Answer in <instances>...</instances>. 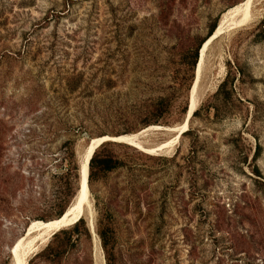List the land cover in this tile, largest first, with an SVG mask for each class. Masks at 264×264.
Instances as JSON below:
<instances>
[{"label": "rangeland", "instance_id": "rangeland-1", "mask_svg": "<svg viewBox=\"0 0 264 264\" xmlns=\"http://www.w3.org/2000/svg\"><path fill=\"white\" fill-rule=\"evenodd\" d=\"M244 1L0 0V264H13L33 222L57 218L70 146L80 162L91 139L139 132L161 97L170 111L150 126L183 124L185 62ZM256 3L253 20L202 44L210 40L190 131L158 154L100 147L88 181L93 229L85 207L38 251L51 242L66 248L62 258L36 253L27 264H107L97 233L106 226L111 264H264V0ZM227 74L224 100L216 93ZM105 157L118 166L103 171Z\"/></svg>", "mask_w": 264, "mask_h": 264}, {"label": "bare ground", "instance_id": "bare-ground-1", "mask_svg": "<svg viewBox=\"0 0 264 264\" xmlns=\"http://www.w3.org/2000/svg\"><path fill=\"white\" fill-rule=\"evenodd\" d=\"M258 0H245L244 2L229 9L224 16L221 18L218 27L216 28L211 39L216 38L222 34L226 29L234 28L245 25L253 20L255 16V5ZM260 4V3H259ZM258 5V4H257ZM258 12V11H257ZM258 15V14H257ZM210 41V40H209ZM204 45L200 52V58L195 70V83L191 91L190 107L193 112L197 108V97L196 92L198 88V82L200 73L204 61L206 46ZM201 100V99H200ZM188 129V124L185 121L178 127L170 128L165 126H149L143 128L139 132L123 134L117 136L119 140H125L129 145L136 147L139 150L150 154H158L159 152L167 151L173 148L180 135H182ZM171 132L175 131L176 136L174 138H167L161 142H154V138L151 139L155 132ZM149 132H152L149 134ZM107 137V136H104ZM153 140V141H152ZM100 142L99 138H93L90 140L80 159V168L83 165L84 168V181L81 190L78 191L76 201L68 208V210L59 218L48 220L46 222H33L29 228L28 233L24 237H21L13 251V264H27L28 259L36 254L42 246H44L50 237L63 227L70 225L79 216L85 214V207L89 210L88 206L90 201L88 199L89 189L86 181V154L89 150L94 148ZM166 153V152H165ZM81 179V178H80ZM80 189V187H79ZM91 209V208H90ZM90 211V210H89ZM92 211V210H91ZM89 214L90 226L93 229V216ZM104 263V262H103Z\"/></svg>", "mask_w": 264, "mask_h": 264}, {"label": "trees", "instance_id": "trees-1", "mask_svg": "<svg viewBox=\"0 0 264 264\" xmlns=\"http://www.w3.org/2000/svg\"><path fill=\"white\" fill-rule=\"evenodd\" d=\"M264 23V18L261 21V24ZM217 28V24H215L211 30L208 33V37L212 36L213 33L215 32ZM207 38L197 46V48L195 49V51L192 53V57L190 58V60L186 61L185 63L188 66L187 69V76H186V101L185 104L182 108V112L184 114V116L186 117L187 115V111H188V107L190 104V100H189V96H190V90L191 87L193 85V82L195 80V69L196 66L198 64V60H199V54H200V48L202 46V44L207 40ZM230 78H229V74L226 75L225 79L221 82L216 95L217 96H223V99L226 100L228 97L231 96V91L228 89V85L230 83ZM170 100L165 98V97H161L157 100H155L152 104H150V109H152L153 113L152 115H149L144 122V127L150 126V125H163L165 123L164 118L166 117V115L169 113L170 111ZM198 110L196 109L193 113L194 115H197ZM219 114L218 109H217V115ZM184 117V118H185ZM166 126V125H165ZM143 127V128H144ZM142 129V128H141ZM190 131V129H188L185 133H188ZM184 133V134H185ZM111 143H120L124 146H128L129 144L126 143H122V142H113V141H106L103 142L95 151L91 162H90V173H89V181H91L94 178V169L97 166L98 162H97V154H98V149L100 147L106 146L108 144ZM67 144H70L67 142ZM69 155L71 157V163L70 166L68 168V172L67 173H63L62 176L60 177L61 180H64V183L62 185V188L60 190V194L58 196V209L56 211V214L54 217L52 218H58L60 216H62L66 210L68 209L69 205L74 201L75 197L77 196V193L79 191V187H80V162L77 159V155H76V151L75 149L70 146L69 147ZM101 162V168L103 171H110L114 168H116L118 166V161L114 160L112 157H105L104 159L100 160ZM50 218V219H52ZM49 220V219H46ZM80 225H84L85 226V222H84V218H81L77 223H75L74 225H72L73 227L71 228L72 232H75ZM64 230H60L58 232H56L52 237H57L58 233L62 232ZM89 233V231H88ZM97 233L101 239V243H102V247L103 250L105 252V256H106V261L107 264H111L112 261V252L110 250V239L113 237V229L110 226H106V227H99L97 230ZM49 252L53 255V257L60 259L62 258V256L64 255V253L66 252V248H54V245L50 242L45 249L41 250L40 252H37V255L42 254V253H46ZM29 263V262H28Z\"/></svg>", "mask_w": 264, "mask_h": 264}, {"label": "water", "instance_id": "water-1", "mask_svg": "<svg viewBox=\"0 0 264 264\" xmlns=\"http://www.w3.org/2000/svg\"><path fill=\"white\" fill-rule=\"evenodd\" d=\"M203 48V47H202ZM201 52V51H200ZM186 122L187 124H189L190 126V119L192 118L193 116V112L191 111V107H190V104H189V107H188V111H187V115H186ZM100 139V142L94 147L92 148L91 150L88 151V153L86 154V161H87V168H86V181L85 183L88 185V181H89V173H90V162H91V159L96 151V149L103 143V142H106V141H113V142H122V143H126L128 144V142H126L125 140H119L117 136H108V137H104V136H101V137H98ZM84 168H83V165L82 167L80 168V176H81V179H80V189L82 188V185H83V181H84ZM29 228V227H28ZM28 228L26 229V232L25 234L28 233ZM12 253H13V249H12Z\"/></svg>", "mask_w": 264, "mask_h": 264}]
</instances>
